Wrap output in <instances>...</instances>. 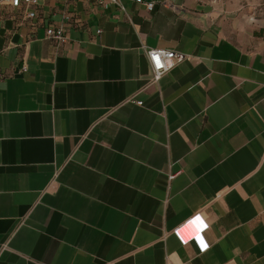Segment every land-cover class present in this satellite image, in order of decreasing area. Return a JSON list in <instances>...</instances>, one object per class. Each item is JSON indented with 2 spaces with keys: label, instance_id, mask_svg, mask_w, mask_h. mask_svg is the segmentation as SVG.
<instances>
[{
  "label": "crops",
  "instance_id": "obj_1",
  "mask_svg": "<svg viewBox=\"0 0 264 264\" xmlns=\"http://www.w3.org/2000/svg\"><path fill=\"white\" fill-rule=\"evenodd\" d=\"M143 1L0 0V264H264V20Z\"/></svg>",
  "mask_w": 264,
  "mask_h": 264
},
{
  "label": "built area",
  "instance_id": "obj_2",
  "mask_svg": "<svg viewBox=\"0 0 264 264\" xmlns=\"http://www.w3.org/2000/svg\"><path fill=\"white\" fill-rule=\"evenodd\" d=\"M9 3L13 8L22 9L27 19H35L37 17L36 6L39 0H2ZM99 3L108 5H120L122 0H98ZM136 3L145 6L147 11H152L154 2H144L143 0H135ZM45 35L54 42L56 47L65 45L68 41L64 26H48L45 29ZM146 56L150 65L153 81H158L160 77L168 69H170L176 61H180L181 57L174 51L166 49H150L146 52ZM137 104L141 105V102Z\"/></svg>",
  "mask_w": 264,
  "mask_h": 264
},
{
  "label": "rangeland",
  "instance_id": "obj_3",
  "mask_svg": "<svg viewBox=\"0 0 264 264\" xmlns=\"http://www.w3.org/2000/svg\"><path fill=\"white\" fill-rule=\"evenodd\" d=\"M206 2L218 3L223 7H229L250 16L252 19L264 20V0H201Z\"/></svg>",
  "mask_w": 264,
  "mask_h": 264
}]
</instances>
